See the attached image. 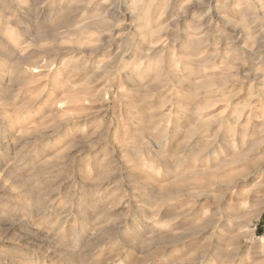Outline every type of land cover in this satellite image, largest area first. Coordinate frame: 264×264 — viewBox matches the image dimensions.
<instances>
[{"label":"clouds","instance_id":"9594fccd","mask_svg":"<svg viewBox=\"0 0 264 264\" xmlns=\"http://www.w3.org/2000/svg\"><path fill=\"white\" fill-rule=\"evenodd\" d=\"M0 264H264V0H0Z\"/></svg>","mask_w":264,"mask_h":264}]
</instances>
